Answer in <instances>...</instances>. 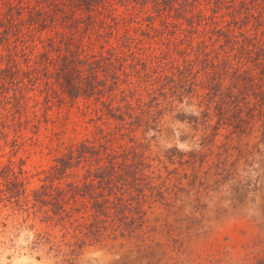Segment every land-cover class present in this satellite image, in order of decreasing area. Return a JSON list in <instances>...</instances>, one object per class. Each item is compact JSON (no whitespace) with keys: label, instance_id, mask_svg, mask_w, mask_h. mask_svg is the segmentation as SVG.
<instances>
[{"label":"rangeland","instance_id":"obj_1","mask_svg":"<svg viewBox=\"0 0 264 264\" xmlns=\"http://www.w3.org/2000/svg\"><path fill=\"white\" fill-rule=\"evenodd\" d=\"M17 1L0 0V264H264L263 0H172L178 20L108 0L59 37ZM74 48L99 67L90 97L50 72ZM79 144L92 157L55 172ZM105 155L131 165L98 181Z\"/></svg>","mask_w":264,"mask_h":264},{"label":"trees","instance_id":"obj_2","mask_svg":"<svg viewBox=\"0 0 264 264\" xmlns=\"http://www.w3.org/2000/svg\"><path fill=\"white\" fill-rule=\"evenodd\" d=\"M106 1L108 0H38L36 1V4H29V0H27L23 5V2L19 0L17 1V2H20L19 3L20 5H18V9L24 10V11L23 13H20L21 16L18 18L26 21V25H33L34 27H36L38 32L40 31L45 32V30H49L48 32L53 31L54 35L59 37V36H63V32L65 30L63 27V25H65L66 23V21L64 22V20L66 19L65 14L68 13V14L74 15V13L76 14V12H82V13L88 14L92 12L93 8L96 7V5L97 6L98 4L101 5ZM171 1L172 0H162V3L165 5V6H162V10L163 12L166 13V16H169L172 19L175 18L178 20V19H181L180 17L188 14V11L190 9L189 10L183 9L181 10L182 11L181 12L178 8L180 4L173 6L171 5L173 1L172 2ZM242 1L243 0H238V2L240 3ZM213 2L214 0H212L210 3L212 4ZM262 2L264 3V0ZM215 4H218V3L215 2ZM234 7L235 6H233V8L230 7V9L232 10V15L234 13L239 14L240 19H241L242 18L241 13L238 11L234 12L235 10H240V9H238V6H236V8ZM261 11L264 12V6L262 7ZM180 13L181 15L179 17ZM262 14L264 17V13ZM24 15L26 16L25 18H23ZM248 15L249 14H244V17H247ZM252 18H253V22H257V23L260 22L259 21L260 19H258L259 18L258 15L257 16L253 15L251 19ZM10 21L11 19H9L7 23L12 25ZM188 22L190 23L191 21L189 20ZM188 26L190 25L188 24ZM0 34H1V31H0ZM225 37H226V34H225ZM225 40H227V37L225 38ZM253 41L256 42V39H254ZM251 42L252 41H250V43ZM250 43L248 44L249 45L253 44V42L252 44ZM208 64L209 65H206L203 69V73L206 75V77H205L204 82L201 83L202 84L201 86H203V89H205L206 94L209 95L210 92L213 91L216 86L221 85L220 81L222 79H216V81L212 79V81H210L211 73H212L211 70H213L211 66L213 65L209 62ZM254 64L255 63H253V65ZM98 68L99 67L97 65V61L93 62V61L86 60V56L79 54V51L77 50V48L76 49L74 48V50L72 49L59 50L56 53V56L54 57V59L51 60V67H50L51 71L50 72H51L53 80L58 85V88L68 98L73 99L79 96L90 97L96 93L97 86L99 85L98 83L95 82ZM182 69H185V68H182ZM104 76H106L105 73H104ZM218 78H221V77H218ZM240 79H242V77H240ZM215 82L217 83V85H215ZM234 86L238 87L239 89H236V90H239L238 93H241L243 89V85L239 86V85L234 84L233 87ZM235 114L236 113L234 112L233 116H236ZM111 116L114 117L113 113L111 114ZM221 116H224V115L221 114ZM121 117L122 116L119 114V115H116L114 118L118 119ZM232 119L233 121H231V123L229 124H232V127L234 129L238 128L240 120L237 119L238 120L237 121L235 120L234 117H232ZM223 120H225V118ZM261 125L264 126V120L261 121ZM263 132L264 130H262V133ZM87 150H88L87 147H85L83 144H79L73 152H67L65 155L55 158L54 164L52 165V167H55L54 168L55 172L60 173L65 167L75 166L83 158L85 153H87L88 155L90 154L88 153ZM89 156L90 158L92 157L91 155ZM105 158H106L105 161H102L103 163L95 165V167H100V168H96L92 172L93 178H96L98 181L100 179L106 178L107 176L106 172H108V170L111 169L110 167H129L131 165V164L126 165L125 161H120L118 159H112V158L106 157V155H105ZM85 185L86 184L82 185L81 188L85 187ZM90 207L93 211V214L100 213L101 202L98 201L94 197V195L93 197L91 196Z\"/></svg>","mask_w":264,"mask_h":264}]
</instances>
